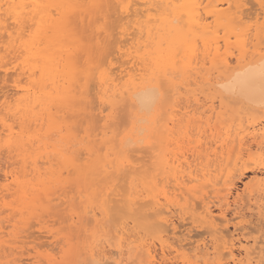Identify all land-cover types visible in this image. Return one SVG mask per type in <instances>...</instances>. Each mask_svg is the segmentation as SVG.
Segmentation results:
<instances>
[{"label": "bare ground", "instance_id": "1", "mask_svg": "<svg viewBox=\"0 0 264 264\" xmlns=\"http://www.w3.org/2000/svg\"><path fill=\"white\" fill-rule=\"evenodd\" d=\"M102 1L103 2L107 1V3H108V0H88L87 2H89L93 5H95V4L98 5L99 3H102ZM112 1L113 0L110 1V5L111 6L114 5L116 8L119 4L117 2H112ZM118 1L120 4H122L121 8H122V13L124 14V16H122V13L121 14L118 13L117 18H119L121 16L123 18V19H121V21L124 20L123 23L127 19L128 22L126 21L125 23H128V24H129V22L130 23L133 22L134 20H132V19L135 18V20H136L135 24L137 25L136 33L140 34L139 36L147 35L148 39H150L151 42H154V45H152V43H149V42L145 43L146 50H145V52H143L141 54L139 52L141 50V47H140L141 42H139L138 43L139 46L135 50L136 53H134L133 51H130L131 47L126 48V50L122 52L123 55H126L127 57H131V58L127 59V63H128L127 66L123 65V67L121 69L120 68L116 69V68H112V67L109 68L106 66V68L99 70L98 81H99V86H100L99 91H100V93L102 92L101 94H103L102 100L104 102L108 101L110 106L113 107L112 112L111 113L109 112L110 114L109 113L105 114V115L103 114L104 116H102V117H104L105 121L110 122V120L114 117V107H116V110H117V108L121 107V106H119V104H121V103L123 104V101H124V103L126 102L128 104L129 110H130L131 114H133L134 117L135 116L137 118L138 117H144V115L139 116L138 110L139 111L145 110V111L150 112L151 117L149 119V123H148L147 127L150 130H154V129L160 130L161 132H164V133L166 131V134H168V136H167L168 137L167 138L168 143L166 146L167 150H165V152H163V150H162L161 151L162 155L160 153H155V151H150L153 154H150V157L148 159V160H150V162H148V161H146V158L148 156L146 153H149V152L145 148L144 144L138 143V145L135 146L133 151H130L131 149H129L128 146L131 145V141L128 140V141L122 143L120 153L117 156L115 155L116 158L115 157L112 158V156H111L112 154L110 155L111 158L109 155L105 156L104 158H99L98 160L95 161V163L92 164L93 167H91L92 165H90V170H92V172L96 176V178L99 179L98 181H100V182L102 181L104 183V185L106 187H109V188H111V186L114 185L116 180H118V179H120V177H122V174H123V176L126 174L125 175L126 178H130V179L132 178L133 179V184L130 185V188H127V189H130L129 193H128V191L127 192L124 191V192H126V194L127 193L128 194L124 198V203L121 205L120 209L122 211V210H124V209H122L124 207L125 209L129 210L130 212H133V214H135L138 218L140 217L141 220L145 219L146 221H149L152 224V226L153 225L154 226H157V225L160 226V224H161V227L163 229L160 230L161 233H160L159 237L161 239L162 249L165 252V248L168 246V239H167V236L165 237V235L169 236L168 233H170L169 230H171V229H169V227H172L173 230L176 229L175 221H174L173 217H174L175 213L177 212V210H185L186 209L187 211L190 212V210L192 211V209H193V211L191 212V216H192L194 221H196V222L201 221L202 223L209 224V226L210 225L216 226V217H218L219 215L215 217V212L213 210L214 207L212 208V206L210 205L211 200H207L209 198V196H207L206 194L209 192H212V193H215L216 196H220L221 193L223 191H225L226 193H224L222 195V198H224L227 201V204L230 203L229 200H230V197L234 193V188L231 187L229 184L224 185V188L220 187V186H222V184L220 185V183H221L220 178H222V176H224V175L230 176L231 173L233 174V172H231L233 169L230 170V166L232 165L231 159H233L234 157H231L232 155L230 152H232L231 151L232 147H230V145H233V143L237 139L239 142L240 149L246 151L248 154H251V153L253 154L254 153V152H252L253 149H255L256 152L258 151L259 158L261 159L260 163L262 165V168L259 170L262 174V177L259 180V185H260L259 190L255 189L257 191H254V189H251L252 186L250 187V185L247 183L244 187L243 192H237L236 199H238V198L243 199V198L247 197L249 202H252L253 200L256 201V205H257V203H260V202L262 204H264V122H263L264 120L261 122H258V123L252 122L250 125L247 124L248 126L245 125L246 128H244L245 123L238 128H237V125L234 128L233 125L230 124L229 126L226 125L225 131H219V130H217L216 127H214L216 125H213L212 124L213 122L211 123V119L214 116L213 113L215 112V106L214 105L210 106L211 107L210 108L211 114L207 118V124L209 126H208V129H206L207 128L206 127L204 130H205V132L211 131V133L209 134V136H212L211 143L214 142L217 144L216 148L213 146L215 149H213L212 154H213V156H215V158L212 156V158H214V159L211 160L209 158L207 163L205 162L206 164H203L202 161L200 162V165L198 163L194 164L193 161H191L192 159H189L190 158V151L188 152V150H186V151H182L179 153L178 151H176L177 149L174 150L173 148H171V146L174 144L179 145V141H175L176 140V137H175L176 131L174 130V127L176 126V128H177V125H179V119H180V114H179V112H180V110H179V86L180 85L179 84L177 85V82H175L173 78H169V81H170L169 83L167 82V80H165L167 82V84H171L172 89H174V91H175V93L174 92L173 93L177 94V95L175 96L176 102H174V100L172 99L173 104L171 103V106L169 107L170 112H167L168 115L166 116V118H164L165 116H162V114L159 113V108H161V106H163L164 103L157 106L158 98H156L155 96L152 97V100H154V105L151 102V100L149 101V103H142V98H144V96H145L144 89H146V88L147 89H154V88H157L159 85L153 84V83L147 85V83L144 84L143 81H142L141 85H135V84L139 80H143L146 78L147 72L149 71V67L152 68L153 77H151V78L152 79L153 78L159 79V81H161L160 80L161 76L162 77L167 76L170 71L175 73V74H178L177 72H180L179 68H180L181 72H183L184 74H187V77H191L192 75L194 76L195 79L197 78V76L201 77V71H203L202 70L203 68H201V66L199 67L198 66L199 64L204 65L205 63H207L205 60L212 53L214 54V57L212 58V62H214L215 60L218 61L220 59L219 57L221 56V54H226V53H223L224 51L222 53H220L221 48H222L221 47L222 43H221V36L219 34V31H220L221 27L223 28L224 31H226L224 33V36H225L224 41L226 44L230 41L229 36H231V34H235V35H237L236 38H238V36L240 37L239 42L245 48H246L247 43H248V32H247V29H243V25H240L241 22H243V20H241V18L244 17V16H240V15H242L241 14L242 12H240V5L241 4L238 2L240 0H238V1L237 0L236 1L235 0L234 1L227 0V2H225V0H217V1L216 0L215 1H213V0H181L183 4L180 7H179V0H127L126 3H123L124 2L123 0H118ZM206 1H207V3H206ZM85 2H86V0H0V43H3V46H4L3 50L6 51V54L2 55L1 54L2 48H0V62H3L0 64V67L3 66L5 68V66H7L8 64L10 65V64L14 63L13 67H15V69H14L15 72H13V75L16 73L15 75L17 76L14 79L13 78L14 76H12V75H11L12 77L10 76L11 73L7 74L10 77L9 80H11V78H12L15 81V86L12 88V90H10V89H7L8 91L5 90V92H4L5 102L2 103V105L0 106V142L2 140H4V143L9 148V150H8L9 153L16 151L17 156L22 157L21 158L22 160L21 159L20 160L23 163L22 164L23 169H22L20 174L7 171L4 173V175H0V180L4 181L3 185L5 188L3 189V191H7L6 193H2L3 192L2 189H1L2 192L0 191V211L1 212H3L1 210V207L5 206L7 204V202L5 201V199L7 198L6 194L8 192H11L12 190H14L12 192V194L18 195L17 198H18V200L21 201V203H24L25 200L27 201L28 197L30 195H32L31 193L34 194L33 190L35 191L36 190L35 188H37V192H38V189H42L43 191L42 190L41 191L39 190V191L45 193L47 197H48V195L52 194V193H48L50 191L48 190L49 185H47V184H48V182L53 181V176L57 177L59 174H58V171L53 166L54 165L53 164L54 157L52 158L51 153L54 152L56 154L57 153L60 154V151L58 150V145L56 143H51L50 140H46V141L43 140L42 137L44 135L42 136L40 130H42L44 128L45 120H46L47 115H48L49 116V124L47 126L48 128H46L48 131L45 130V132L46 133H49V132L52 133L49 130H55V129L57 130V132H61V126L59 124L56 125V121L54 119L55 117L53 116L55 113V111H53V109H54L53 107L56 108V107H58L59 104H65V103L71 101V99L76 100L77 99L76 97H78V95L87 91V90L85 91V87L89 83L88 79H89V76L91 75L88 71H85L83 73H80V75H78V76H80L79 77L80 79H78L80 82V88L79 89L77 88L78 85H75L76 87L75 86L72 87V85L74 84V83H72V81H73V78L76 76V72L74 71V75H69L68 72L63 71L64 67L67 64H69L68 58L70 55V51L66 47H64L65 45L62 44V38H63V32H64L65 25L67 24L68 20L71 17H74V16H72V15H74V13H75V15L77 14L76 13L77 11H81V15L82 16L84 15L83 12L86 11L85 7H84ZM115 3H117V5H115ZM140 3L142 5H146V6L140 7V5H141ZM138 4H139V6H138ZM103 5L104 4H102V6ZM111 6H109V7H111ZM89 7L90 6H88L87 9ZM155 8H157V10L159 8L160 13H157V14L152 13L151 12L152 9L156 12ZM109 10L114 11V7H112V10L111 9H109ZM146 11H149V13H147ZM91 12H94V11H90V13ZM181 12H185L186 15H185V13L182 14ZM96 13H97V11H96ZM100 13H101V11H100ZM108 13L107 14L105 13V14L111 15L113 12L109 13V14ZM179 13L182 14L183 17L187 16V20H188V22H187L188 28L187 29H185L186 25H183L184 22H183V24H179V15H180ZM94 14H95V12H94ZM113 14H115V13H113ZM92 16L93 15H91V17ZM144 17H145L144 20L146 23H144V21L142 20ZM86 18H84V20H86ZM115 18H113L115 22H113L112 24H115V25H114L112 32L114 31V29H116V25L118 24V22H120V18H119V21H117V24H116L117 18L116 19ZM210 18L213 19V21L217 27L213 25V23H212L213 21L209 22ZM76 19L78 20V18H76ZM76 19L74 17V21L72 20L71 22L75 23ZM140 19L142 20V22ZM107 20H109V19H107ZM183 21H185V20H183ZM94 22H95V20H94ZM107 22H106V24H109ZM123 23L122 24L120 23V24L123 25ZM187 23H185V24H187ZM69 24H67V25L69 26ZM103 24H104V22H102V25ZM121 25H119V26H121ZM73 26H74V24H73ZM86 26H87V24H86ZM107 26H109V25H106V28H107ZM238 26L239 27L242 26V27H240L242 29L239 31L237 28ZM130 28H131V26L128 28H124V30L122 31V33L125 37H126V34H129L128 30H130ZM91 29H93V28H91ZM111 29L112 28H110V30ZM101 30H103V26H102ZM101 33H102V31H101ZM226 35H229V36L227 37ZM94 36H96V34ZM249 36H250V34H249ZM119 39H120V37H119ZM129 39L125 38V42H127ZM198 39H201L203 41V44H204L203 47H205L204 50H202V52L203 51H205V52H204V56L202 57L201 60H199V59L201 58L202 54L200 55V53H202V52H200V53L197 52V49H199L198 46L200 44V43L198 44ZM180 45H182V47L185 45L184 50L180 49V52H182V54H183V51H184V55L186 56V58L188 57V60L183 62V64L179 67V64H180L179 62L181 61V63H182V61H183V59L177 60V57L179 56V53L177 55V50L179 51ZM0 47H2V46H0ZM125 47H126V44H125ZM261 48L256 47L253 55L250 58L247 57L248 53L246 52L247 49H245L243 51V55L241 56L239 64L236 67H233L231 65L230 59H228V58L224 59V57H223V59L221 58L223 60L222 65L224 67V73H225V76H223L224 80L223 81L218 80L221 77L217 76L218 81L216 83H214L213 81L212 82L207 81V82L212 83L210 85H213V84L219 85V87L214 86V85L213 86L217 89L218 96L221 98L222 103L226 102L227 99H225V97H227V98L232 97V98L238 99L239 101L243 102L245 105L249 106V109H251V111H253V110H254L253 112H255V111L262 112L263 111V113H264V104L261 103V97H260V78H259V73H258V65H260V63L262 61H264V50ZM120 49L122 50V49H124V47H120ZM62 51L64 52V54H62ZM12 53L14 54L13 57L10 55ZM230 53H232V52H230ZM76 54H77V52H76ZM198 54L200 55L199 59H198V57H199ZM8 55H10L12 58H10V60L4 62V58H6ZM185 56H183L184 59H186ZM228 57H229V55H228ZM149 58H150V61H148ZM20 59H21V61L19 62ZM75 61H77V60H75ZM207 61H208V59H207ZM125 62H126V60H125ZM218 63H219V61H218ZM218 63H217V66H218ZM77 64H79V63L77 62ZM61 65H63L62 70H60ZM111 65H112V63H111ZM11 68H12V66H11ZM205 69H206V72H204V74H206L208 71V68H205ZM6 70H8V68H6ZM211 70H212V67L210 68V71ZM91 71L93 72L94 69H92ZM210 73L212 75V71ZM210 73L207 75L208 77H209ZM3 74H5V73H3ZM3 74H2V76L0 75L1 78L2 77L4 78ZM204 74L202 75V78H204ZM24 75L27 78L26 80L30 81V85H28V86L22 84V79L25 78ZM92 76H94V72L92 73L91 77ZM91 77L89 80L96 78V77H94V78H91ZM125 78L127 80L126 83L128 85L133 84L134 86L133 87L131 86L129 88H125L124 90H120L121 88L119 87V85L122 82V80H124ZM175 78L177 79L178 77L176 76ZM7 79H8V77H6V80ZM162 79H164V78H162ZM213 79L215 80V78H213ZM213 79H211V80H213ZM9 80H8V82H9ZM189 80H191V79H189ZM2 81H4V80L2 79ZM197 81H199V80H197ZM184 82H186V81L184 80L182 83L184 84ZM191 82H190V84H191ZM186 84H188V83H186ZM47 87H50V90H47ZM88 87H89V85L87 86L86 89H89ZM217 93H213V94H217ZM88 94L89 93L87 92V94H85V96ZM164 98L162 100H164ZM172 98H174V96H172ZM80 99H81V97H80ZM80 99H78V100H80ZM214 99L215 98L211 99L213 104H214ZM216 99H217V97H216ZM82 100H84V99H82ZM196 100L199 101L200 99L196 97ZM12 101H14L13 107L11 106ZM81 103H82V101H81ZM41 104H44L46 106L47 112L39 114L36 111V109ZM190 106H191V104H190ZM58 108L60 109V107H58ZM103 110H102V112H103ZM207 110H209V109H207ZM43 111H45V109ZM189 112H190V110H189ZM4 113H5V115L3 116ZM45 113H46V117H43V115ZM115 113H116V111H115ZM180 113H182V112H180ZM195 114L196 113H194V115ZM185 115H186V113H185ZM217 116L219 117V115H217ZM194 118L195 117L192 116V118L188 119L187 126H190L195 121ZM18 119L21 120L22 123L24 122V120H30L31 121V119H32V123L33 122L36 123V126H40L41 128H37V130L39 132L36 131V133H34V134H31L29 131H27L25 129L21 130V132H22L21 134H18V133L16 134V131H15L16 125L14 126V124L9 122V120H14V122H15V120H18ZM199 121H196V122H199ZM201 121L203 123L205 122L202 119H201ZM261 123H262V125H261ZM107 125H110V124H107ZM28 126H30V125H28ZM107 128H109V127L107 126ZM107 128L105 130L103 129L100 140L104 141L103 145H109L110 146L109 149L110 150L112 149V151H113L112 153L114 154V153H116V152H114V150L116 148L115 147L116 143L114 145V143L112 141L113 137H112V140H110L111 137L109 139L106 138V136L108 137V134H109L108 132H110L107 130ZM178 130H179V127H178ZM188 131H190V130L188 129ZM199 132L200 131L198 130L197 134ZM205 132H204V134H205ZM220 132H224V133L220 134ZM139 133H142V132H139ZM166 134H163L164 139H165ZM49 135H51V134H49ZM206 135L208 136V132ZM184 136L186 137V134ZM202 136H200V139L197 137L198 138L197 139V145L194 144L195 146H193L192 148L189 147V149L192 151L191 154L193 156H195L194 160L196 158V154L201 153L200 148L202 149V147H204L206 145L207 139H205V141H203ZM209 136H208V138H209ZM204 137H205V135H204ZM45 138L48 139V137H45ZM151 138H152V136H151ZM184 139H186V138H184ZM188 139H190V138H188ZM65 140H67V139H65ZM83 140L85 141V138ZM182 141H184V140L182 139ZM192 141L190 143H192ZM89 142H91V141H89ZM145 142H146L145 145H148L150 143L149 140H145ZM77 144H74V145H77ZM118 144H119V142H118ZM245 144H247V146H245ZM64 145H66V143ZM212 145L213 144H211V146ZM234 146H236V144H234ZM234 146H233V151L235 150ZM49 147H52L51 150L49 149ZM100 147H102V146H100ZM164 147H165V145H164ZM237 147L238 146H236V148ZM43 148L46 150V152L44 154L43 153L41 154V152L44 151ZM37 149H43V150L42 151L40 150L37 152ZM206 149L208 150L209 147H206ZM96 150H98V148ZM202 151H203V149H202ZM33 152H36V153L33 154ZM243 152L240 151V153H243ZM204 153H206V152H204ZM210 153H209V155H211ZM69 155H70L69 153H65L61 158L59 157L61 163L65 164V166H69V165L75 166V168L78 169L77 167H79V163H77L76 161H78L79 158L77 159L76 157H73V154H72V156H69ZM201 155H203V154H201ZM2 156H4V154ZM12 156H14V155H12ZM197 156L200 157V155H197ZM204 156H203V158H204ZM243 156H244V154H242L240 158H243ZM40 158L42 159L41 160L42 164H40ZM201 159H202V157H201ZM205 159L206 158H204V160ZM45 164H49V166H46V168H45V166H42ZM83 166H81V168H83ZM212 166L216 167V171L220 170L219 173L216 174L214 172V170L211 168ZM75 168H73V169H75ZM87 168L88 167L86 165V168L84 170H86ZM70 170L71 169H69V171ZM46 174L49 176H47ZM84 174H85V172H84ZM88 174H89V171H88L87 175ZM45 175H46V178H45ZM29 176H31V177H29ZM259 176H261V175H259ZM86 177L88 178V176H86ZM185 178H187V179H185ZM132 179H131V181H132ZM258 179H259V177H258ZM134 180L140 181L139 183L142 184V187H140L138 185V183L135 184L134 182H136V181H134ZM257 182H258V180H257ZM230 184L232 185V183H230ZM208 189H210V190H208ZM53 190H54V188H53ZM53 190H51V191H53ZM43 193L41 195H43ZM8 195H10V194L8 193ZM179 196L181 197V199L179 198ZM103 197H104L103 200H104L105 204L109 205L112 202V198L110 196V193L108 194V191L103 193ZM183 197H184V201L181 202ZM35 198H33L29 202V204L36 206L37 201ZM53 198L55 199V197H53ZM196 198L201 199V200H199L200 201L199 204H197V202H195ZM47 199L53 200L50 198H47ZM114 200L118 201V198H114ZM119 201L122 202L123 200L119 199ZM214 201H212V202H214ZM49 203H47V204H49ZM116 203L119 204L118 202H116ZM111 206H113V208L114 207L115 208L120 207L117 205L115 206V204L111 205ZM255 207H257L259 209L261 208L260 205H259V207H258V205ZM16 208H18V207H16ZM92 208H94V207H92ZM41 209H43V208H41ZM199 209H202V210L199 211ZM6 210H7V208H6ZM90 210L91 209H89V211ZM220 210L222 211L221 213L224 212L222 208H220ZM124 211H126V210H124ZM91 212H92V210H91ZM96 212H97V210H96ZM88 214H89V212H88ZM82 216H83V214H82ZM94 216L96 217V220H98L96 213H94ZM235 216H236V214H235ZM176 217H178V216H176ZM221 217L222 216H220V218ZM220 218H219V220H220ZM225 220H226V217H225ZM7 221L11 222V220H7ZM217 221H218V218H217ZM3 223H4L3 221H2V223H0V246L3 245L5 247L6 245L10 246V244L14 243L15 241L13 242L10 239H6V236L12 235V233L10 231H8V228L10 227L9 223H7L6 225H4ZM90 224H93V223H90ZM128 229H130V228L128 227ZM236 230H237V227H236ZM215 231H217V230H215ZM227 234H229V233H227ZM131 235L134 236L133 234H131ZM226 235L222 234V236H224V237ZM217 237H218V235H217ZM88 239H89V237H88ZM118 239L120 240V238H118ZM134 239L136 240V238H134ZM231 240H233V239H231ZM213 241H215V240H213ZM228 241H225L223 246L222 245L218 246V244H216L217 241H216V243H213L211 245V247L213 246V249H214V252H212L214 254L213 256L211 255L212 253H210V251H209L210 249L208 248V246L207 247H200V245L199 246L197 245L198 248L199 247L202 249L204 248V250L200 249L201 251H203V253H201V251H200V254L195 253V255H201V256H203V255L210 256L211 255L208 258L203 256L204 258H206L205 264H207V263L208 264H264L262 262L263 256H264V255H262L263 254L262 251H260L258 254L255 255V253L257 252V251H255V248L252 247L253 250H251V248H245L244 258H239L238 255H236V253L234 251L235 243L233 241H230V242H228ZM98 244H95V245L90 244L89 248H88L89 251L87 253H89L92 257H93V255H95V259L98 261L103 259V260H106L108 262V264H122L121 263L122 259H120L121 260L120 262H116L115 260H113V257H114L113 255L119 256L121 254V252L123 253L122 250L119 249L120 251L113 254L112 255L113 257H112L111 253H113V252H111V250H110V252H108L105 249L106 248L105 245H103L104 249L103 248L102 249H96V248H98V247H96ZM203 245H205V244H203ZM220 246H222V247L219 248ZM140 247H141L142 252H144V249H142V248H145V253L148 255V256L146 255L147 257L152 258L154 256L155 251L151 247V244L149 246L147 243H143V245ZM174 248H175L174 250H175V252H177V254L178 253L182 254V256L185 255L184 252L181 251V249L183 248V245H181V247L179 246V247H174ZM85 249H87V248H85ZM225 249H227V251H229L228 255L225 254V251L223 252V250H225ZM6 250H8V249L6 248ZM141 250H139V253L141 252ZM139 253H138V255H139ZM240 254H241V252H240ZM155 256H157V254H155ZM259 257H260V259H259ZM230 258L232 260H229ZM210 259H212V261H210ZM49 260L51 261L52 258H49ZM148 263H149V261H148ZM189 264H198V261H196V262L195 261L194 262L189 261Z\"/></svg>", "mask_w": 264, "mask_h": 264}, {"label": "rangeland", "instance_id": "2", "mask_svg": "<svg viewBox=\"0 0 264 264\" xmlns=\"http://www.w3.org/2000/svg\"><path fill=\"white\" fill-rule=\"evenodd\" d=\"M87 1L88 0H86L85 5H84L86 11L83 12L84 15L86 14L87 16L86 15L82 16L81 11H77L76 13L77 14L79 13V14L75 15V13H74V15H72V16H74L75 19L78 18V20L76 19L75 23L71 22L72 20L74 21V17H71L69 19L70 21L68 20V22H67V24L70 23L69 26L67 24L65 25L64 32H63V38H62V44L65 45L64 47H66L70 51V55L68 58L69 64H67L64 67V69H63V65H61L60 70L63 69V71L68 72L69 75H74V71L76 72V76L73 78V81H72V83H74L72 85V87H74L75 85H78L79 86V87L77 86L78 89L80 88V82L78 80V79H80L79 78L80 76H78V75H80V73L88 71L92 75V73L94 72V76L91 77V75H90L89 79H90V77L91 78L96 77V78L91 79V80L88 79L90 84L88 83L87 86L89 85V87H88L89 89H86L87 88V86H86L85 91L86 90L87 91L84 92L85 94H87V92L89 93L88 95H86L87 97L85 96L84 93H81L80 95H78L79 98L76 97L77 101L74 99H71V101H69L65 104H59L60 106L58 105V107H60L61 110L58 107H56V108L53 107L54 108L53 111H55L53 116L55 117L54 119L56 121V125L59 124L61 126V132H57L56 129L55 130H49L53 134L50 132L49 133L45 132V130L48 131L46 129V128H48L47 126L49 124V116L48 115H47V118L45 120L44 128L42 130H40L42 136L44 135L42 137L43 140H45V141L50 140L51 143H56L58 145V150L60 151V154L59 153L56 154L54 152L51 153L52 158L54 157V160H53L54 165L53 166L58 171V174H59L57 177L53 176V181L48 182V184H47V185H49L48 190L50 191L48 193H52V194L48 195V197H47L45 193L40 192L42 189H38V192H37V188H35L36 192L33 190L34 194L31 193L32 195H30L28 197L27 201L25 200L24 203H21V201L18 200V198H17L18 195L12 194V192L14 190H12L11 192H8L10 195H8V193L6 194L7 198L5 199V201L7 202V204L5 206L1 207V210L3 212L0 211V223H2V221L4 222L3 223L4 225L9 223L10 227L8 228V231H10L12 233V235L6 236V239H10L11 241H13V242L15 241V242L11 243L10 246H8V245H6L5 247L3 245L0 246V264H81V262H83V261H87V260L92 259V256L89 253H87L89 251L88 250L89 245L90 244L95 245L98 243L100 245L98 244L96 246L98 248H96V249H102L104 247L103 245H105L106 246L105 249L108 252H110V250H111V252H113V253H111V256L113 254L119 252L120 250H122L123 253L122 252H121V254L119 253L120 254L119 256L118 255H116V256L113 255L114 257L112 256L113 260H115L116 262H120L121 261L120 259H122V261H121L122 264H189V261L190 262L198 261V264H205V259L210 257L211 255L212 256L214 255L212 253V252H214V249H213V246L211 247V245L213 243H216V241H217L216 244H218V246L219 245L223 246L224 242L228 241V240H229L228 242L233 241L235 243L234 251H235L236 255H238L239 258H244L245 248H251V250H253V248H255V251H257L255 253V255L258 254L260 251H262L263 254L262 253L261 254L264 255V208H263L264 204H262L260 202L263 205L262 206L260 203H257L258 207H259V205H260V207L262 206L260 208L261 209L260 210L259 208L255 207L257 205H256V201H254V200L252 202H249L247 197H245L243 199H239L237 197L239 200L236 199L237 192H243L244 187L247 183L250 185V187L252 186L251 189H254V191L259 190V188H260L259 180L262 177V174L259 170L262 168V165L260 163L261 159L259 158L258 151L256 152L255 149L252 150V152H254L253 154L252 153L248 154L246 151L241 150L240 146H239L238 139L233 143V145H230V147H232L231 151L233 152V153L230 152L232 155L231 157H234V158L231 159L232 165L231 166L229 165V166H230V170L233 169L231 171V172H233V174L231 173L232 175L230 174V176H225V175L222 176V178H220V181H221L220 185L222 184V186L219 185L220 187L224 188V185L229 184L231 187L234 188L235 194L233 193V195L230 197V200H229L230 203L227 204V201L224 198H222V195L224 193H226L225 191H223L221 193V195H220L221 197L216 196V194L212 193V192H209L206 194L207 196H209V198L207 200H211L210 205L212 206V208L214 207L213 210L215 212V217L219 215L218 217H216V226H211V225L209 226V224H207V223H202L201 221H197V222L194 221L192 216H191V212L193 211V209H192V211L190 210V212L187 211L186 209L185 210H177V212L175 213V215L173 217L174 221H175L176 229L173 230L172 227H169V229H171V230H169L170 233H168L169 236L165 235V237L167 236V239H168V246L165 248V252L162 249L161 239L159 237V235L161 233L160 230L163 229L161 227V224H160V226L159 225H157V226L153 225L154 226L153 227L149 221H146L145 219L141 220L140 217L138 218L135 214H133V212H130L129 210L125 209L124 207L122 209H124L126 211H124V210L121 211V209H120L121 205L124 203V198L129 193L130 189H127V188H130V185L133 184V179L131 178L132 179V181H131L130 178H126V176H125L126 174L124 175L125 177L122 174V177H120V179L116 180L114 185H112L111 188H109V187H106L102 181L101 182L98 181L99 179L96 178V176L93 174L92 170H90V165L95 163V161L98 160L99 158H104L105 156H107V155L110 156L111 154H112L111 155L112 158L115 157V155L117 156L120 153L122 143H124L128 140L131 141V145L128 146V148L131 149L130 151H133V149L135 148V146L138 145V143L144 144L145 148L149 152V153H146L148 155L146 158V161L150 162V160H148V159L150 157V154H153L150 151H155V153H160L162 155L161 151L163 150V152H165V150H167L166 146L168 143L167 142L168 134H166V131L164 133V132H161L160 130H155V129L150 130L147 127L148 123H149V119L151 117L150 112L145 111V110H140V111L138 110L139 116L144 115V117H138V118L136 116L134 117L133 114H131V112L129 110L128 104L126 102L124 103V101H123V104L122 103L119 104V106H121V107L117 108V110H116V107H114V117L110 120V122L105 121L104 117H102L105 114H108L109 112L111 113L113 107L110 106L108 101L104 102L102 100L103 94H101L102 92L100 93V91H99L100 90L99 81H98L99 70L106 68V66L109 68L112 67V68H116V69H118V68L121 69L123 67V65L127 66L128 65L127 59L131 58V57H127L126 55L122 54V52L125 51L126 48L131 47L130 51H133L134 53H136L135 50L139 46L138 43L141 42V46H140L141 50L139 52L142 54L146 50L145 43L149 42V43H152V45H154V42H151L150 39H148L147 35L139 36L140 34L136 33L137 25L135 24L136 23L135 18L132 19V20H134L133 22H131V23L129 22V24H130L129 25L128 23H125L126 21L128 22V20L126 19V21L123 23L124 20L121 21V19H123V18L119 15L120 16L119 17L120 22H118V24H117V21H119V18H117L118 13L119 14L122 13V8H121L122 4H120L118 0L112 1V2H117L119 4L118 5L119 7L117 6L116 8L114 5H112V6L110 5L111 0L110 1L108 0V3H107V1H105V2L102 1V3H99L98 5L97 4L93 5ZM123 1H124L123 3L127 2V0H123ZM213 1H215V0H213ZM232 1H234V0H232ZM225 2H227V0H225ZM238 2L241 4L240 5V12H242L241 13L242 15H240V16H244V17H242L243 19L241 18V20H243V22H241L240 25H243V29H247V32H248V43H247L246 48L239 42L240 37L238 36V38H236L237 35H235V34H231V36L226 35L227 37L229 36V38H230V41L226 44L224 41V38H225L224 33L226 31H224L222 27L220 28V31H219V34L221 36V43H222L221 44L222 48H221L220 53H222L223 51H224L223 53H226V54H221V56L219 58L223 59V57H224V59L225 58L230 59L231 65L233 67H236L239 64V61H240L241 56L243 55V51L245 49H247L246 52L248 53L247 54L248 58H250L253 55L256 47H259V48L262 47L261 49L264 50V40H263L264 39V6H263L264 1L263 0H260V1L259 0H245V1L240 0ZM117 3H115V5H117ZM206 3H207V1H206ZM102 4H104L103 6L105 8L102 6ZM182 4H183L182 1L179 0V7ZM88 6H90L91 8L89 7L87 9ZM109 6H111V7H109ZM138 6H139V4H138ZM144 6H146V5H142V4L140 5V7H144ZM112 7H114V11L109 10V9L112 10ZM155 10H156V12L153 9L151 10V12L155 13V14L160 13L159 8H158V10H157V8H155ZM90 11H94L95 14H94V12L90 13ZM96 11H97V13H96ZM100 11H101V13H100ZM108 12L109 13L113 12L115 14L112 13L114 15L113 16L112 14L110 15ZM146 12L149 13V11H146ZM105 13L106 14L108 13L109 15H106ZM181 13L184 14L185 12H181ZM182 14L179 15V24H183V22H184L183 25H186L185 29H187L188 28L187 16L183 17ZM91 15H93L94 17L93 16L91 17ZM185 15H186V13H185ZM122 16H124L123 13H122ZM115 17L117 18V20H116L117 25H116V29H114V31L112 32L114 25H115L112 23L115 22L113 19ZM84 18H86V20H84ZM107 19H109L110 21ZM144 19H145V17L142 20L144 21V23H146ZM94 20H95V22H94ZM142 20H141V22H142ZM183 20H185V21H183ZM101 21L104 22L103 25H102ZM212 21H213V19L210 18L209 22H212ZM106 22L109 24H106ZM120 23L121 24L123 23V25L124 24L125 25L123 26ZM185 23H187V24H185ZM212 23L214 26H216L214 21ZM73 24H74V26H73ZM86 24H87V26H86ZM105 24L109 25L110 27L107 26V28H106ZM119 25H121V26H119ZM102 26H103V30H101ZM130 26H131V28H130V30H128L129 34H126V37H125L123 35L122 31L124 30V28H128ZM240 27H242V26H240ZM240 27L239 26L237 27L238 31L242 29ZM91 28H93V29H91ZM110 28H112V29L110 30ZM101 31H102V33H101ZM95 34H96V36H94ZM249 34H250V36H249ZM119 37L121 40L119 39ZM124 37L127 39L130 38L128 40L129 42L127 41L128 43L125 42ZM125 44H126V47H125ZM198 44H199V46H198L199 49H197V52L200 53V52H202V50H204L205 47H203L204 44H203V41L201 39H198ZM0 46H2V47H0V48H2L1 54L2 55L6 54V51L3 50L4 49L3 43H0ZM120 47H124V49L121 50ZM184 48H185V45L183 47H182V45H180L179 51L177 50V55L179 53L177 60L183 59L182 63H181V61L179 62L180 63L179 67L183 64V62L188 60V57L186 58V56L184 55V51H183V54H182V52H180V49L184 50ZM76 52H77V54H76ZM204 52L205 51L200 53V55L202 54L201 58H200V55L198 54V56H199L198 59L200 58L199 60H201L202 57L204 56ZM230 52H232V53H230ZM62 54H64L63 51H62ZM10 55L12 57L14 56L13 53ZM10 55H8L6 58H4V62L8 61V60H10V58H12ZM228 55H229V57H228ZM183 56H185L186 59H184ZM213 57H214V54L212 53L207 58L208 61H207V59L205 60L207 63H205L204 65H200V64L198 65L199 67L201 66V68H203L202 69L203 71H201V77L197 76V78H196L199 81H197L193 75L191 76L192 78L187 77V74H184L183 72H181L180 68H179L180 72H177L178 74H175V73L170 71L169 72L170 74L168 73L167 76H163V77L161 76L160 77L161 81H159V79H155V78L152 79L151 78V77H153L152 68L149 67V71L147 72L146 78L143 80H139L135 84V85H141L142 81H143V83L144 84L147 83V85L152 84V83L159 85L158 87H159L160 91H159V95H158L157 106L164 103L163 106H161V108H159V113L162 114V116H165L164 118H166V116L168 115L167 112H170L169 107L171 106V103L173 104L172 99L174 100V102H176L175 96L177 95V94H174L175 91H174V89H172L171 84H167V82L168 83L170 82L169 78H173L174 81L177 82V85L179 84L181 86V87L179 86V110L182 113L179 112V114H180L179 125H177V128H176V126L174 127V130L176 131V133H175L176 140L175 141H179V145L174 144L171 146V148H173L174 150L177 149L176 151H178L179 153L182 151H186V150H188V152L190 151V158L189 159H192L191 161H193L194 164L198 163L199 165H200L201 161L203 164H206L207 161L209 160V158L211 160H213L215 158V156H213L212 153H213V149L216 148L217 144L214 142L211 143L212 136H209L211 131L205 132V130H204L206 127H207L206 129H208V126H209L207 124V118L211 114V110H210L211 107L210 106H213V105L215 106V112L213 113L214 116L211 119V123L213 122L212 124L216 125L214 127H216L217 130H219V131H225L226 125L229 126L230 124L233 125L234 128L237 125V128H238L245 123L244 128H246L245 125H247V124L250 125L252 122L258 123V122H261L264 120L263 111L262 112H259V111L253 112L254 110L251 111V109H249V106L245 105L243 102L239 101L236 98L229 97V98H227L225 103H222L221 98L218 96L217 89L214 87V86L219 87V85L213 84L214 85L213 86V85H210L212 83H209V82L213 81L214 83H216L218 80H220V81L224 80L223 76H225V73H224V67L222 65L223 60L222 59L220 60L218 58L219 63L216 60L214 62H212ZM75 60H77V61H75ZM125 60H126V62H125ZM20 61H21V59L19 60V62ZM148 61H150V58ZM77 62L80 65L77 64ZM1 63H3V62H0V64ZM111 63H112V65H111ZM217 63H218V66H217ZM13 65H14V63H12L10 65L8 64L7 66H5V68L3 66L0 67V70H1L0 75L2 76V74L5 73V74H3L4 78L0 77V106L2 105V103L5 102V96H4L5 90H7V89L12 90V88L15 86V81L12 78H11V80H9L10 77H9V75H7L8 73H11L10 76L11 75L14 76L13 77L14 79H15V77H17L15 75L16 73L13 75V72H15L14 71L15 67H13ZM11 66H12V68H11ZM211 67H212V70H211L212 75L210 73ZM6 68H8V70H6ZM91 68L94 69L93 72L91 71L92 70ZM205 68H208V71L206 74H204V72H206ZM209 73H210L209 77H212L211 79L215 78V80L214 79L209 80V77L207 76ZM203 74H204V78H202ZM176 76L178 77L177 79L175 78ZM215 76L216 77L218 76L221 78L218 79V77L216 78ZM6 77H8L7 80H6ZM24 77H23L24 79H22V84L26 85V86L30 85V81L26 80L27 78L25 75H24ZM162 78H164V79H162ZM2 79L4 81H2ZM189 79H191V80H189ZM8 80H9V82H8ZM165 80H167V82ZM182 80L183 81L185 80L186 82H184V84H183ZM126 81H127L126 78L124 80H122V82L119 85V87L121 88L120 90H124L125 88H129L131 86L132 87L134 86L133 84L128 85L126 83ZM207 81H209V82H207ZM190 82H191V84H190ZM186 83H188V84H186ZM47 90H50V87H47ZM213 93H217V94H213ZM172 96H174V98H172ZM80 97H81V99H80ZM196 97L199 98L200 100L199 101L196 100ZM216 97H217V99H216ZM163 98H164V100H162ZM212 98H215L214 104L211 100ZM78 99H80V100H78ZM82 99H84V100H82ZM81 101H82V103H81ZM13 102L14 101L11 102L12 107H13ZM190 104H191V106H190ZM44 109H45V111H43ZM207 109H209V110H207ZM102 110H103V112H102ZM189 110L191 113L189 112ZM36 111L39 114H42L44 112H47V109H46V106L44 104H41L37 107ZM115 111H116V113H115ZM185 113H186V115H185ZM194 113H196V114L194 115ZM4 115H5V113L3 114V116ZM217 115H219L220 118ZM192 116L195 117L194 118L195 121L190 126H187V123H188L187 121L189 118H192ZM43 117H46V113L43 115ZM201 119L204 120L205 122L203 123L201 121ZM196 121H199V122H196ZM9 122L13 123L14 126L16 125L15 126L16 134L17 133L21 134L22 129L23 130L25 129V130L29 131L31 134H34V133H36V131L39 132L37 130V128H41L40 126H36V123L33 122L34 123L33 124L32 119H31V121L30 120H24L23 123L19 119L15 120V122H14V120H9ZM107 124H110V125H107ZM28 125H30V126H28ZM261 125H262V123H261ZM107 126L109 128H107ZM105 127L107 128L108 131H110V132H108L109 134H108V137L106 136V138L109 139L111 137L110 140H112V137H113L112 141H113L114 145L116 143L115 147L117 149L115 148L114 152H116V153H114V154L112 153L113 152L112 149L111 150L109 149L110 146L109 145H103L104 141L100 140L101 139L100 137L102 135V131ZM178 127H179V130H178ZM188 129L190 131H188ZM198 130L200 132L197 134ZM139 132H142V133H139ZM204 132H205V134H204ZM207 132H208L209 138L206 135ZM162 133L166 134L165 139H164V137H163L164 135ZM223 133L224 132H220V134H223ZM49 134H51V135H49ZM185 134H186V137L184 136ZM204 135H205V137H204ZM151 136H152V138H151ZM200 136H202L203 141H205V139H207L206 145L204 146L205 148L202 147L203 151L200 148L201 153L196 154V158L194 160L195 156H193L191 154L192 151L189 149V147L192 148L193 146H195L194 144L197 145V139L198 138L200 139ZM45 137H48V139ZM84 138H85V141L83 140ZM184 138H186V139H184ZM188 138H190V139H188ZM65 139H67V140H65ZM182 139L184 141H182ZM145 140L150 141V143L148 144L149 146L145 145V143H146ZM89 141H91V142H89ZM191 141H192V143H190ZM118 142H119V144H118ZM65 143H66V145H64ZM74 144H77V145H74ZM211 144H213V145L211 146ZM234 144H236V146H238V147L236 148V146H234ZM164 145H165V147H164ZM100 146H102V147H100ZM233 146L235 147L234 149L236 151L235 150L233 151ZM245 146H247V144H245ZM206 147H209V149L207 150ZM51 148L52 147H49L50 150H51ZM97 148H98V150H96ZM43 149H37V152L40 150L42 151ZM8 150H9L8 146L4 143V140H2L0 142V175H4V173L7 171L20 174L22 169H23L22 168L23 163L21 162L22 157L17 156L16 151L9 153ZM239 150L241 152H243V151L244 152L240 153ZM45 152H46V150L44 149V151H42L41 154L42 153L44 154ZM204 152H206V153H204ZM34 153H36V152H33V154ZM65 153H69L70 154L69 156H72V154H73V157H76L77 159L79 158L78 161H76L77 163H79V167H77L78 169H76L75 166L69 165L70 166L69 167V166H65V164L61 163L60 158ZM209 153L211 155H209ZM3 154L5 157L2 156ZM201 154H203V155H201ZM242 154H244V156H243V158H240ZM12 155H14V156H12ZM197 155H200V157ZM111 156H110V158H111ZM203 156H204V158H206L205 160H204ZM212 156L214 158H212ZM201 157H202V159H201ZM41 160L42 159L40 158V164H42ZM86 165L88 168L86 170H84L86 168ZM42 166H45V168H46V166H49V164H45ZM81 166H83V168H81ZM72 167L75 169H73ZM91 167H93V165ZM211 168L214 170V172L216 174L219 173V171H220V170L216 171L215 166H212ZM69 169H71V170L69 171ZM88 171H89V174L87 175ZM84 172H85V174H84ZM46 175H45V178H46ZM259 175H261V176H259ZM47 176H49V175H47ZM86 176H88L89 179ZM29 177H31V176H29ZM258 177H259V179H258ZM185 179H187V178H185ZM257 180H258V182H257ZM134 181H136V182H134L135 184L138 183V185L140 187H142V184L139 183L140 181H138V180H134ZM3 182H4L3 180H0V191H1V189L3 191V189L5 188L3 185ZM230 183H232V185ZM53 188H54V190H53ZM255 189H257V190H255ZM51 190H53V191H51ZM208 190H210V189H208ZM106 191H108V194L110 193V196L112 198V202L109 205L105 204L104 200H103L104 199L103 193ZM124 191H126V192L128 191V193L126 194V192H124ZM6 192L7 191H3L2 193H6ZM42 193H43V195H41ZM53 197H55V199ZM33 198H35L37 201V202L35 201L37 203L36 206L29 204V202ZM47 198H50L53 200H48ZM114 198H118V201H115ZM179 198L181 199L180 196H179ZM119 199H122L123 201L121 202V201H119ZM199 200H201V199L196 198L195 202H197V204H199L200 203ZM183 201H184V197L181 200V202H183ZM212 201H214V202H212ZM116 202H118L119 204H117ZM47 203H49V204H47ZM114 204H115V206L117 205L120 207H116V208L114 207L113 208V206H111V205H114ZM16 207H18V208H16ZM92 207H94V208H92ZM6 208H7V210H6ZM41 208H43V209H41ZM220 208L223 209V211H224L223 213H221L222 211L220 210ZM89 209H91L92 212H91V210L89 211ZM96 210H97V212H96ZM201 210L202 209H199V211H201ZM88 212H89V214H88ZM94 213L97 214L98 220H96ZM82 214L84 217L82 216ZM235 214H236V216H235ZM176 216H178V217H176ZM220 216H222L221 218L222 219L224 218V219L222 220L220 218ZM225 217H226V220H225ZM217 218H218V221H217ZM219 218H220V220H219ZM7 220H11V222H9ZM90 223H93V224H90ZM128 227L130 229H128ZM236 227H237V230H236ZM215 230H217V231H215ZM227 233H229V234H227ZM131 234H133L134 236H132ZM222 234H225V235L227 234V235L224 237V236H222ZM217 235L219 238L217 237ZM88 237L90 240L88 239ZM118 238H120V240ZM134 238H136V240ZM231 239H233V240H231ZM213 240H215V241H213ZM143 243H147L149 246L151 244V247L155 251L154 256L152 258L147 257L148 255L145 253V248H142V249H144V252H142L140 246H142ZM203 244H205V245H203ZM181 245H183V248L181 249V251L184 252V254H185L184 256H182V254H179V253L177 254V252H175V250H174L175 249L174 247H179V246L181 247ZM197 245L198 246L200 245V247H207L208 246V248L210 249L209 251L212 254L210 256L203 255L206 258H204L201 255H195V253L200 254V251H201L200 249H202L200 247L198 248ZM222 246H220L219 248H221ZM6 248L8 250H6ZM85 248H87V249H85ZM139 250H141L140 253H139ZM202 250H204V248ZM224 251H225V254L228 255L229 251H227V249L223 250V252ZM240 252H241V254H240ZM138 253H139V255H138ZM201 253H203V251H201ZM155 254H157V256H155ZM49 258H52V260L50 261ZM259 259H260V257H259ZM229 260H232V259L230 258ZM148 261H149V263H148ZM210 261H212V259H210ZM262 262L264 263V256H263Z\"/></svg>", "mask_w": 264, "mask_h": 264}, {"label": "snow or ice", "instance_id": "3", "mask_svg": "<svg viewBox=\"0 0 264 264\" xmlns=\"http://www.w3.org/2000/svg\"><path fill=\"white\" fill-rule=\"evenodd\" d=\"M258 73H259V78H260V97H261V103L264 104V61L258 65ZM209 80H211V77H209ZM159 87L154 88V89H144L145 96L142 98V103H149L151 102L154 105V100H152V97L155 96L158 98L159 95ZM227 99V97H225ZM81 264H108L106 260H96L95 255H93L92 259L83 261Z\"/></svg>", "mask_w": 264, "mask_h": 264}]
</instances>
